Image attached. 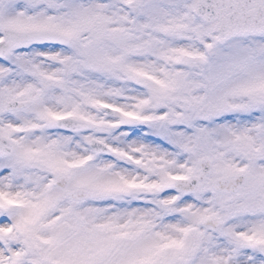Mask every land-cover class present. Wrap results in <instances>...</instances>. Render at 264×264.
<instances>
[{"label":"snow or ice","instance_id":"6c2138e0","mask_svg":"<svg viewBox=\"0 0 264 264\" xmlns=\"http://www.w3.org/2000/svg\"><path fill=\"white\" fill-rule=\"evenodd\" d=\"M0 264H264V0H0Z\"/></svg>","mask_w":264,"mask_h":264}]
</instances>
